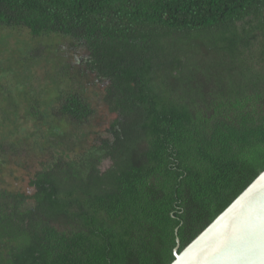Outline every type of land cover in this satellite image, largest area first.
<instances>
[{
    "label": "trees",
    "instance_id": "obj_1",
    "mask_svg": "<svg viewBox=\"0 0 264 264\" xmlns=\"http://www.w3.org/2000/svg\"><path fill=\"white\" fill-rule=\"evenodd\" d=\"M14 30L55 69L0 83V264H171L264 171V0H0Z\"/></svg>",
    "mask_w": 264,
    "mask_h": 264
},
{
    "label": "water",
    "instance_id": "obj_2",
    "mask_svg": "<svg viewBox=\"0 0 264 264\" xmlns=\"http://www.w3.org/2000/svg\"><path fill=\"white\" fill-rule=\"evenodd\" d=\"M178 248L171 264H264V171L181 252Z\"/></svg>",
    "mask_w": 264,
    "mask_h": 264
},
{
    "label": "rangeland",
    "instance_id": "obj_3",
    "mask_svg": "<svg viewBox=\"0 0 264 264\" xmlns=\"http://www.w3.org/2000/svg\"><path fill=\"white\" fill-rule=\"evenodd\" d=\"M0 36V71H10V74H12L8 76V78L0 80V83L10 87L9 77H11V80L14 82L15 74L16 84L14 83L13 86H16L17 90L23 95L30 94L33 89H40L41 87L48 89L47 85L49 84V79L46 78V72L55 69V67L52 66L51 61H47L46 59L48 49L44 46L45 44L32 41L24 31H2ZM25 43H27V45H25ZM40 46L46 48L41 55L38 53ZM63 48L64 47H60V49ZM49 57L54 58V55L49 54ZM49 88L52 90L54 87L49 85ZM95 127L96 128L90 130L92 133L97 130L104 131L101 127ZM105 128H107V126ZM34 154L35 152L33 151L32 157H34ZM30 157V152H25L22 158H16V163L22 166ZM29 166L27 171L33 173V171L36 170L35 165L30 162ZM108 166L109 162L105 161L102 168L105 169ZM17 176L21 175L18 174ZM18 179H20V177L17 179L13 178L12 181L17 182Z\"/></svg>",
    "mask_w": 264,
    "mask_h": 264
},
{
    "label": "flooded vegetation",
    "instance_id": "obj_4",
    "mask_svg": "<svg viewBox=\"0 0 264 264\" xmlns=\"http://www.w3.org/2000/svg\"><path fill=\"white\" fill-rule=\"evenodd\" d=\"M0 118H1V117H0ZM18 155H19V153H18ZM23 156H24V155H21V154H20V156H19V157H21V158H22ZM19 159H20V158H19ZM20 160H21V159H20ZM24 164H25V163H24Z\"/></svg>",
    "mask_w": 264,
    "mask_h": 264
}]
</instances>
